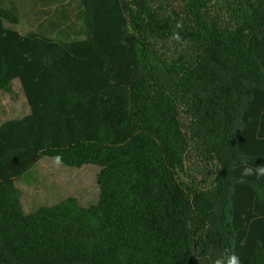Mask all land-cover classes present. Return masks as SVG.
<instances>
[{"label": "trees", "instance_id": "obj_1", "mask_svg": "<svg viewBox=\"0 0 264 264\" xmlns=\"http://www.w3.org/2000/svg\"><path fill=\"white\" fill-rule=\"evenodd\" d=\"M84 38L9 27L0 90V264H264V0H79ZM44 157L100 167L96 204L26 213L15 181ZM59 158V159H58Z\"/></svg>", "mask_w": 264, "mask_h": 264}, {"label": "rangeland", "instance_id": "obj_2", "mask_svg": "<svg viewBox=\"0 0 264 264\" xmlns=\"http://www.w3.org/2000/svg\"><path fill=\"white\" fill-rule=\"evenodd\" d=\"M0 0L6 7L16 10L19 22L7 26L22 34L40 32L60 40L84 38L83 19L79 0ZM15 97L0 92V125L20 118L24 109L18 104L23 88L13 82ZM18 104V105H17ZM100 167L86 165L82 168L62 166L50 157H44L19 178L17 185L23 194V207L32 213L41 206H51L69 197H75L83 207L99 200L100 188L97 176ZM36 196H39L35 202Z\"/></svg>", "mask_w": 264, "mask_h": 264}, {"label": "clouds", "instance_id": "obj_3", "mask_svg": "<svg viewBox=\"0 0 264 264\" xmlns=\"http://www.w3.org/2000/svg\"><path fill=\"white\" fill-rule=\"evenodd\" d=\"M59 159V158H58ZM247 177H255L264 180V165L250 166L246 160L240 162V181ZM214 264H242L240 257L235 252H226L223 256L215 259Z\"/></svg>", "mask_w": 264, "mask_h": 264}, {"label": "crops", "instance_id": "obj_4", "mask_svg": "<svg viewBox=\"0 0 264 264\" xmlns=\"http://www.w3.org/2000/svg\"><path fill=\"white\" fill-rule=\"evenodd\" d=\"M6 2H13L12 0H7ZM2 2H0V5H3V4H1ZM14 81H19L18 79H16V80H14ZM13 81V82H14ZM13 82H12V85H13ZM19 83H20V81H19ZM21 84V83H20ZM22 86V85H21ZM23 88V87H22ZM14 89V88H13ZM0 92H2V90H0ZM5 92V91H4ZM15 92V91H14ZM7 93V92H6ZM18 104L19 105H21V107L24 109V114H23V116L22 117H20V118H16V119H13V120H20V119H22V118H24V117H26V116H28L30 113H31V110H30V106H29V104H28V100H27V97H26V94H25V92H24V89H23V94L22 95H19V99H18ZM17 104V105H18ZM13 120H9V121H13ZM6 122H8V121H6ZM5 122V123H6ZM2 125V124H1ZM0 125V126H1ZM21 178V177H20ZM18 180L19 179H17L16 181H15V184H16V186L18 187V185H17V182H18ZM19 188V187H18ZM21 193H22V191H21ZM38 198H40L39 196H36V198H35V202H36V200L38 199ZM21 202H22V205H23V194H22V196H21ZM54 205V204H53ZM24 208V207H23Z\"/></svg>", "mask_w": 264, "mask_h": 264}]
</instances>
